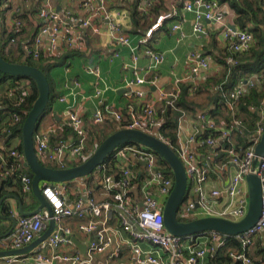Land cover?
<instances>
[{
  "label": "built area",
  "instance_id": "built-area-1",
  "mask_svg": "<svg viewBox=\"0 0 264 264\" xmlns=\"http://www.w3.org/2000/svg\"><path fill=\"white\" fill-rule=\"evenodd\" d=\"M143 1L145 4L149 0ZM85 4L87 5V2ZM144 4L140 6L143 11L145 9ZM181 8L194 14L191 34L196 37L207 33V28L203 24L204 20L214 25H221L218 31L225 42L228 52L225 57L227 63H236L233 54L250 48L253 41L252 34L247 29H240L234 21L229 22L227 20L230 13L234 15V18L236 16L227 2L218 0H186ZM18 11V9H15L14 13ZM93 12L91 16L81 19L80 25L85 29L87 27L98 31L95 21L109 16L103 0H100ZM178 14V9L175 6L161 13L136 42H133L123 30L120 22L110 23L108 29L114 36L116 45L118 47H127L129 50L131 62L126 63L125 66L136 67L139 48L151 59L153 67L162 63L165 59V53L153 48L149 42L154 31L160 27L164 19L176 18ZM36 18L42 22V25L32 42L34 57H38L41 43L45 37L48 38L51 45L49 54L58 56V53H56V39L61 32L66 33L68 48L77 51L82 49L80 38L74 37L69 32L73 23L77 21V17L71 11H57L52 0H40ZM21 25L22 22L20 20L12 18L10 29H19ZM170 30L176 33V41H180L187 36L182 30L181 23L177 20L172 23ZM11 41H15V38H12ZM30 50L29 48L28 51ZM113 56H119L117 49L113 52ZM209 61V56H201L194 51L189 52L187 56L189 72L184 76L175 78V84L169 91L160 92L163 107L159 112L158 108L150 105L141 106L139 109L129 106L128 117L124 119L119 112L112 111L108 106H103L95 111L91 122H86L73 110L72 105H68L67 118L73 133L68 137H61L50 144L44 135L35 132L34 146L39 159L45 158L54 161L55 164L57 163L58 168L68 167L67 165L69 164L67 162L72 159L84 161L92 153H88L85 150L89 139V128L91 125L102 123L106 114H110L117 121L119 128H135L154 133L162 141L169 144L168 140L159 132L162 122L161 113L166 107L176 109L175 102L180 93L179 85L181 83L188 81L192 83L193 90L197 88L202 77L201 72L209 66ZM65 70L66 72L68 71L66 64ZM86 71L97 77L99 76L98 66H87ZM155 81L156 76L154 75L150 82L155 83ZM256 81L257 77L255 75L249 76L239 81L234 88L226 92L224 101L229 110H235L238 99ZM72 82L74 85L78 84L76 78ZM144 82V77L136 75L128 84L137 85ZM65 86L67 87L68 84H65ZM96 93L98 94L99 91L97 90ZM136 94L139 95L140 92H136ZM60 99L63 100L64 97H60ZM263 105L264 102L261 103L260 115L264 114ZM178 110L180 114L177 118V146L175 152L182 161L187 175L186 198L179 207L178 217L183 220H190L201 216H218L234 221L239 220L247 210L248 193L247 190L242 188V185L246 184L245 176L250 172L258 174L264 191V155L258 157L259 163L255 169H252L251 165L255 157L254 146L259 141L263 124L257 127L254 137L251 139V144L244 147L236 143L237 136H246L245 127L238 119L233 118L228 126L227 123L216 122L207 112L198 111L195 116V132L190 134L184 141H181L179 135L183 130V124L188 115L185 110L179 108ZM18 120L19 116L17 114L11 115V123ZM120 123H123V125L120 126ZM193 144L208 149L218 147L225 154L226 164L234 166V171L229 175L223 190L214 188L206 193L204 184L209 179L210 165L206 162L200 165L197 162V152L193 148ZM10 155L13 159L10 166L12 171L22 168L23 153L17 149H11ZM130 155L135 161L145 162L143 165V179L139 185L141 207L130 194L131 189L135 187L137 190L138 186L137 183L133 182L137 174L129 167ZM114 158L117 160L116 165L120 170L118 178L114 179L112 176L105 174L101 178V186L110 195V200L96 201L91 193L87 191V199L85 200L88 206L87 209L83 207L84 203L81 198H77L73 207H70L66 204L62 189L57 184L44 183L41 192L51 206L52 213L50 214L47 209L42 208L32 214L20 215L16 230L9 237L0 238V248L14 249L30 243L47 228L50 219H53L55 227L50 235L38 245L39 249H57L61 245L72 244L71 236H73V231L70 226L64 223V219L73 214H76L80 219L87 215V219L77 225V229L80 232L94 235L87 246L85 255H67L65 253L46 255L39 250L33 258V264L41 261L47 264H55L54 261L56 259L69 264H81L85 261H90L94 252L103 251L110 244V230L106 222L112 213L118 220L121 230L128 234L130 245H132L131 248L135 253L136 264H166L158 254L159 250L168 255V264H177L182 256H184L183 264H200L208 253H213L224 245V234L216 231L204 232L194 237L173 235L166 231L163 223L162 207L172 189L174 180L172 176L166 173L164 167L159 164L153 151L139 149L134 146H122L116 150ZM100 167H102V163L97 168ZM20 179L22 191L29 193L31 191L32 177L22 173L20 174ZM110 189H117V192L110 194ZM222 191L227 195L228 202L223 207L216 208L217 198ZM261 232L264 233V198L259 219L253 226L233 236L239 242V247L228 248V256L239 264H252V260L246 255V251L257 234ZM141 241L150 244L153 249H142L139 243ZM20 257L19 255L4 257L0 264H12Z\"/></svg>",
  "mask_w": 264,
  "mask_h": 264
},
{
  "label": "crops",
  "instance_id": "crops-1",
  "mask_svg": "<svg viewBox=\"0 0 264 264\" xmlns=\"http://www.w3.org/2000/svg\"><path fill=\"white\" fill-rule=\"evenodd\" d=\"M185 1L186 0H163L165 10L163 12L175 6L179 13L176 18L164 19L160 27L154 31L149 42L153 48L165 53L164 61L158 66L153 67L151 59L139 48L136 67L130 68L125 66L126 63L131 62L128 48L124 46L118 47L115 43L114 36L108 29L110 23L118 21L133 42H136L140 38L139 35L130 33L133 25L129 13L125 8L117 6L110 10L107 9L109 4L113 5L115 3H120L119 0H103V4L109 16L95 21L98 31H94L87 27L85 31V28L79 25L78 21L91 16L94 13L93 10H95L96 5L100 3V0H52L55 9L57 10V8H59L57 11L69 10L77 17V21L73 23L69 32H71L74 37L80 38L82 49L80 50L81 54L72 55L66 60L65 63L68 66L67 72L65 70V65L54 67L49 71L53 100L50 108L40 120L36 133L44 135L49 140L50 144L54 143L57 138H61V136H70L72 132L68 129L70 126L67 118L68 105H72L73 110L86 122H91L95 111L103 106H108L112 111L119 112L124 119L128 117L127 111L129 106H133L136 109L144 105L159 108L162 99L160 92L169 91L175 84V78L184 76L189 72L187 56L189 52L192 51L197 52L201 56H209L210 59L209 66L201 72L202 77L199 84L203 82L206 76L217 74L221 69L219 59L226 53L225 42L222 40L220 32L218 31L221 25H214L204 20L203 24L207 28V33L200 37L192 35L191 28L194 21V14L181 8ZM36 2H38L39 6L40 0H2V7L0 10L1 28H10L15 9L20 11L28 8L30 5H35ZM85 2H87V5ZM141 4H144L143 0ZM146 5L147 3L144 4V10L147 9ZM178 5L180 7H178ZM176 20L181 23L182 30L187 35L180 41H176V33L170 30V26ZM227 20L229 22L234 21V15L230 13ZM41 48L46 53L50 52L51 45L47 37L43 39ZM66 49V33L61 32L56 39V53L59 55ZM116 49L119 51V56L117 57L113 56V52ZM87 66H98L99 76L97 77L94 74L88 73L86 71ZM136 75L144 77L145 82L137 85H129L128 82ZM154 75L156 76V81L155 83H151L150 79ZM74 78L78 81L77 85H74L72 82ZM12 83L15 85L13 86ZM65 84H68V86L66 87ZM17 88L22 89L24 93H26L29 90V81L26 78L18 80L9 79L0 86V238L9 237L14 230H16L18 217L20 216L19 202L24 212L32 211L39 205L35 196L34 198L30 196L29 193L25 195L22 188H20L22 187L20 174L23 173V169L21 170L20 168L12 171L11 167L7 165V160L11 157L10 150L16 149L15 147L19 143V138L7 139L9 131L5 128V123L10 115L3 111V98L7 97L14 100ZM97 90L99 91L98 94L96 93ZM136 92H140V94L137 95ZM203 93L205 92L192 96V100H194L198 106L192 105L195 109L186 111L188 116L183 124V130L179 135L181 141H184L190 134L195 132V116L198 111L207 112L208 115L217 122L224 121L223 118H221L222 111H220V108L223 107L222 105L219 107V112L216 111L217 113H212L210 111L214 107L212 104L207 105V107L201 106L203 102L202 96H204ZM60 97H64V99L61 100ZM225 107H227L226 102H224V108ZM225 109L226 111L229 110L228 107ZM233 111H231L232 114ZM259 113L261 114V111ZM260 116L261 118L263 117V115ZM117 126V121H115L110 114H106L105 120L102 123L90 126L88 142L91 141L90 139L96 141L100 130L106 132L111 128L115 129ZM193 148L197 152V162L200 165L205 162L210 165L209 179L204 184L206 193L214 188L223 190L229 175L234 171V166L226 164L225 158L222 159L220 156V154L224 152H221L218 147L208 149L193 144ZM40 160L58 167L57 163L55 164L54 161L45 158H40ZM74 161H76V159L67 162V164H69L67 166H71L70 164ZM129 166H131V170L136 174L138 172L142 173L143 165L141 163L138 164V161H135L131 155L129 156ZM18 170H21V172L17 173L16 171ZM9 174H13L11 176V181L8 184H4L2 180ZM93 175L94 176L89 179V183L86 181V176L73 179L63 184H57V186L62 189V195L67 205L73 207L76 199L81 198L84 203L83 207L87 209L88 206L85 202L87 199V191L91 193L96 201H103L110 197V195L103 190L101 179L97 177L96 172ZM242 188L247 190L246 184H243ZM133 189L136 188L133 187L131 189V196L138 203L137 200L141 199V195L137 190L133 192ZM151 192L154 194L153 191ZM11 194L15 197L10 196ZM155 196H157V194H155ZM227 202L228 197L222 191L221 195L217 198L215 207L221 208ZM9 217H14L16 219V225L12 232H10L12 222L9 220ZM87 217L88 216L85 215L84 218L80 219L76 214H73L64 219V223L72 228L73 236L76 237V240L81 244H85L86 247L94 235L80 232L77 229V225L79 222L86 220ZM106 225L110 230V244L105 250L94 252L90 261H85L81 264H136L135 253L131 248L132 245H130L128 234L121 230L119 222L114 214L109 215ZM139 243L144 250L153 249V247L146 242L141 241ZM261 247L264 249L263 232L257 234L253 243L247 249L252 260H257L261 257ZM228 248L234 247L228 244L225 249L228 251ZM218 249L213 253H208L200 264H207L208 255L216 253ZM0 250L3 249L0 248ZM39 250L37 246V248L24 254L12 264H33V258ZM40 251L46 255L62 253L67 255H82L81 252H79V248L74 243L61 245L57 249L44 248ZM158 254L166 264H168V255L161 250L158 251ZM3 260L4 258H0V263ZM183 261L184 256L179 259L177 264H183ZM231 261L235 262L232 259ZM54 263L69 264L59 259H56ZM37 264L47 263L41 261L37 262ZM261 264H264V262Z\"/></svg>",
  "mask_w": 264,
  "mask_h": 264
},
{
  "label": "trees",
  "instance_id": "trees-1",
  "mask_svg": "<svg viewBox=\"0 0 264 264\" xmlns=\"http://www.w3.org/2000/svg\"><path fill=\"white\" fill-rule=\"evenodd\" d=\"M183 1V0H182ZM220 2H227L230 8L235 12V24L240 29H247L253 37L252 44L250 48L246 51L234 53V59L236 63L229 64L225 60L227 49H225V54L221 56L219 59V64L221 66L220 71L214 75H208L204 78L201 84H198L195 90L192 89L191 82H183L180 86V93L175 102V108L166 107L163 113H161L162 122L159 127L160 134L165 137L170 146L174 151H176V142H177V118L180 114L179 109H183L185 111L194 110L195 108L192 105H197L194 100H192V96L201 94L205 92L209 95V101H207V105H214V107L210 110L212 113L219 112V107L224 106L225 94L230 89L234 88L239 81L244 80L245 78L255 75L257 77V81L252 86L248 87L245 93L238 99L236 102V109L234 110V116L231 113L230 116L225 115L224 123H227L229 126L231 120L239 117L240 123L245 127L246 136L240 137L237 136L236 143L241 144L244 147H247L251 144V139L254 137V133L259 125L262 126L264 124V114L261 118L260 116V107L261 103L264 102V0H218ZM120 3L109 4L107 9L110 10L114 7L122 6L125 8L128 13L132 23V29L130 33L137 34L142 36L147 28L154 23L157 16L163 13L164 4L163 0H149L147 1L146 10H141L140 4L142 0H119ZM178 7H180L178 5ZM38 11V2L35 5H30L28 8L20 10L13 14V19H18L22 22V25L13 29H2L0 25V51L2 57L14 63H25L30 66L37 67L40 69L47 77V80L50 85V76L49 71L57 66L65 65L66 60L72 55L81 54L80 51L70 49L67 47L65 51H62L58 56H52L49 53H46L40 48V52L38 57H34L32 51V42L38 31L42 25V22L36 18V13ZM12 38H15V41H11ZM31 49L28 51V49ZM27 50V51H26ZM21 78H26L29 81V90L24 93L22 89H16V93L14 96V100L10 98L4 97V107L3 111L8 113L10 116L5 123V128L9 131V135L7 139L10 138H19V143L15 147L19 152H22V134H21V126L23 120L31 108L34 100L38 96V89L35 81L32 78L26 76H15L11 74H5L0 72V86L6 83L9 79L18 80ZM14 86L15 84L12 83ZM18 92V93H17ZM53 100V94L50 86V94L49 101L45 110V113L51 106V102ZM198 106V105H197ZM202 106V105H201ZM163 104L161 102L160 107L161 110ZM204 107V106H202ZM227 108V107H225ZM264 111V105H263ZM218 109V110H217ZM217 111V112H216ZM236 112V113H235ZM17 114L19 116L18 121L10 122L11 115ZM217 122V121H216ZM123 123H120L122 126ZM69 130L72 131V128L69 126ZM6 130V131H7ZM37 131V130H36ZM114 131L111 128L109 131H99V135H97L96 141L90 139L86 145V152H92L97 145L110 133ZM64 137V136H61ZM60 138V137H59ZM58 140V138H57ZM56 141V140H55ZM95 142V143H94ZM122 146H134L139 149H148L149 148L142 146L139 143L135 142H127L118 146L111 153H109L104 161L102 162V167L96 168L91 174L87 176L86 181L89 183V179H91L96 172L97 177L99 179L102 178V175H110L114 179L118 178L120 170L116 165L117 160L114 158V153L116 150ZM152 151V150H151ZM154 152V151H153ZM155 153V152H154ZM156 154V153H155ZM157 160L161 166L164 167L166 173L173 177L171 168L168 166L166 161L156 154ZM221 158H225V154H220ZM13 159L11 157L7 160V165L9 167L12 165ZM44 165L56 167V165L44 162L41 160ZM80 161L72 162L70 165L79 164ZM139 164V162H138ZM140 166V165H139ZM23 169V170H22ZM23 174H28L32 177V172L29 168L22 167L21 168ZM21 170L16 171L17 173L21 172ZM13 175V174H12ZM12 175H6L2 180L4 184H8L11 181ZM16 176V175H14ZM143 179V170L140 173L139 179L137 176L134 178L133 182L137 183V191L141 195L139 190V185ZM19 185V184H18ZM21 186V185H19ZM22 188V187H20ZM117 192V189H110V194ZM30 196L34 197V195L29 192ZM129 194V193H128ZM132 195V193L130 192ZM129 194V195H130ZM186 196V195H185ZM35 198V197H34ZM186 198V197H185ZM111 197L105 199L110 200ZM185 200V199H184ZM38 202V201H37ZM113 214V213H112ZM179 220H183L179 218ZM185 220V219H184ZM202 234V233H200ZM192 237L196 235H190ZM225 236V243L222 245L218 251L214 254L208 255L207 264H239L238 262H232L231 258L227 254V250L225 249L228 244L231 247L238 248L239 242L233 237L229 235ZM188 237V236H186ZM261 257L257 260H252L251 256L246 251V255L250 257L252 260V264H261L264 262V249L261 247ZM23 256V255H19Z\"/></svg>",
  "mask_w": 264,
  "mask_h": 264
},
{
  "label": "water",
  "instance_id": "water-1",
  "mask_svg": "<svg viewBox=\"0 0 264 264\" xmlns=\"http://www.w3.org/2000/svg\"><path fill=\"white\" fill-rule=\"evenodd\" d=\"M1 3L2 0H0V10L2 7ZM57 10H59V8H57ZM78 24H81V20L78 21ZM0 72L32 78L38 89V96L23 120L21 126V140L23 153L22 165L29 168L32 172L31 192L38 200L39 205L32 211L24 212L22 211L19 202L20 215L32 214L40 211L42 208L47 209L51 214V206L41 192L44 183L63 184L76 178L86 177L91 174L104 161L106 156L118 146L127 142H135L149 148L161 156L171 168L174 180L173 186L162 207L164 227L170 234L190 236L199 235L200 233L208 231H216L224 235L234 236L253 226L259 219L264 191L258 174L250 172L245 176L248 193L247 210L244 216L239 220L234 221L218 216H201L190 220H179L178 210L183 203L187 192V175L185 167L177 153L168 143L162 141L154 133H149L143 130L127 127L119 128L117 126L114 131L106 136L92 153L79 164L63 168L44 165L35 151L34 134L38 128L40 120L45 115V110L49 101L50 85L47 77L37 67L25 63H14L5 60L1 55V51ZM254 154L255 157L251 163L252 169H255L258 166V157L264 155V124L259 141L254 146ZM139 163L142 165L145 164L144 161H140ZM129 167L131 168V166ZM139 177L140 172L137 173V178L139 179ZM132 191L134 192L136 189H133ZM25 195H28V192H25ZM10 196L15 197L13 194ZM137 201L138 205L141 207V200L138 199ZM9 220L12 222L10 227V232H12L16 225V219L14 217H9ZM54 227L55 223L53 219H50L47 228L33 241L20 248L0 250V258L29 253L37 248V246L50 235ZM71 240L79 248V252H81L82 255H85L87 248L86 245L79 243L75 236H71Z\"/></svg>",
  "mask_w": 264,
  "mask_h": 264
},
{
  "label": "rangeland",
  "instance_id": "rangeland-1",
  "mask_svg": "<svg viewBox=\"0 0 264 264\" xmlns=\"http://www.w3.org/2000/svg\"><path fill=\"white\" fill-rule=\"evenodd\" d=\"M203 95L204 96H202V103H201V105L202 106H204V107H207V104H206V101H209V95L207 94V93H203ZM200 99H201V97H200ZM207 99V100H206ZM220 111H222V114H221V118H223V120H225V115H228V116H230L231 115V113H229V111H226V109L224 108V106L222 107V108H220ZM234 112V111H233ZM236 113V112H235ZM234 114V113H233ZM232 114V116H234ZM218 117H220V116H218ZM235 117V116H234ZM236 119H238L239 120V117L238 116H236ZM224 159V158H223Z\"/></svg>",
  "mask_w": 264,
  "mask_h": 264
}]
</instances>
